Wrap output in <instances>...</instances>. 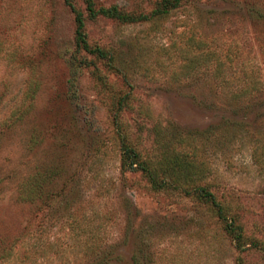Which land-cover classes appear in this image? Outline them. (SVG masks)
I'll use <instances>...</instances> for the list:
<instances>
[{"label":"rangeland","instance_id":"1","mask_svg":"<svg viewBox=\"0 0 264 264\" xmlns=\"http://www.w3.org/2000/svg\"><path fill=\"white\" fill-rule=\"evenodd\" d=\"M159 1L93 3L150 15ZM72 5L104 57L75 48L63 0H0V264H264V0H179L128 22ZM122 143L167 187L121 170ZM52 168V198L16 199Z\"/></svg>","mask_w":264,"mask_h":264},{"label":"trees","instance_id":"2","mask_svg":"<svg viewBox=\"0 0 264 264\" xmlns=\"http://www.w3.org/2000/svg\"><path fill=\"white\" fill-rule=\"evenodd\" d=\"M73 0H63V2L69 6L71 11L73 12L74 19V44L77 50H85L89 53L94 54L97 57H104V51L98 46H89L85 40V33L83 31V20L84 17L82 13L77 10L72 5ZM85 4L86 15L88 18H95L100 15L103 17L114 18L119 21H139L143 19L149 18L150 15L162 16L167 13L170 8L175 7L179 0H160L156 7L151 11L150 15H146L143 13H132L126 12L118 8L116 5L109 6H99L97 8L94 7L93 0H82ZM248 88L251 90L259 89L258 80H251L248 83ZM17 118V117H16ZM15 118V119H16ZM37 139H33L32 143H36ZM120 169L126 170L130 168H137L141 170L147 182L150 184L153 190H159L167 187V181L165 179L159 178L157 173L153 171L149 164L144 160L139 158V154L132 149L130 146L122 143L120 148ZM170 167H166L163 169V172L169 173ZM179 174H182V171L177 169ZM60 175V171L56 168H52L51 170H35L30 176H28L25 180L19 182L16 187V199L20 202H31V203H44L49 198H52V194L49 193L47 189V184L52 181L54 177ZM193 193L195 196L202 200L205 203H208L211 206V210L213 214L223 223V227L225 232L229 235V237L235 242L237 245H241L245 237L243 236L240 227L235 225L230 218H227L225 215L224 209L222 206L215 200L213 194L209 192L205 187L199 186L193 189ZM73 226H78L77 223H74ZM73 227V229H75ZM87 240L91 243H95L94 234L88 235ZM251 244H256L255 241H252ZM94 246L90 249V254L94 253ZM7 254L0 253V258L6 256Z\"/></svg>","mask_w":264,"mask_h":264}]
</instances>
